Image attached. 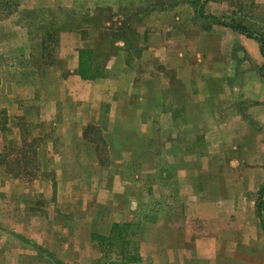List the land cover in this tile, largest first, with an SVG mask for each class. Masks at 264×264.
I'll return each instance as SVG.
<instances>
[{"label":"crops","instance_id":"obj_1","mask_svg":"<svg viewBox=\"0 0 264 264\" xmlns=\"http://www.w3.org/2000/svg\"><path fill=\"white\" fill-rule=\"evenodd\" d=\"M175 18L167 9L138 14L129 25L138 35V54L114 41L109 28L97 37L59 32L51 70L23 77L22 82H5L0 110L7 132L14 130L13 121L19 118L33 129L53 126L52 156L57 165L53 182L61 194L63 188L69 193L80 186L86 187L85 193H123L134 185L143 187L144 179H150L146 192L165 193V227L174 232L176 244L151 236L148 256L154 262L163 251L167 258L178 257L184 243L190 242L193 256L232 257L231 252L262 236L252 196L264 185V82L245 67L239 71L236 51L251 52L258 61L260 56L251 41L228 28L211 25L190 32L191 27L175 23ZM26 33L24 24L6 31L21 40L1 44L0 55L7 49L29 61L32 54L31 68H41L42 42H30ZM239 42L251 50L238 47ZM85 51L96 77L78 75ZM39 130L31 139L39 137ZM91 130L101 141L90 136ZM99 142L107 159L100 157ZM46 145L50 143L42 142L38 151L40 165ZM205 221L215 231L188 228ZM47 222L40 210H33L14 221L17 234L12 235L36 241L33 249L41 255L38 236L46 232ZM77 222L71 219L66 224L77 227ZM117 222L111 219L110 227ZM163 222L160 216L153 222L141 221L137 235L147 229L157 232ZM89 225V241L92 234L106 236L107 231L95 233L93 223L85 228ZM144 246L139 240V250Z\"/></svg>","mask_w":264,"mask_h":264},{"label":"rangeland","instance_id":"obj_2","mask_svg":"<svg viewBox=\"0 0 264 264\" xmlns=\"http://www.w3.org/2000/svg\"><path fill=\"white\" fill-rule=\"evenodd\" d=\"M154 4L153 0H0V45L7 41L19 44L21 40L19 35L12 36L4 33L15 31L21 24L26 25V36L30 42L41 41L48 43L49 46L52 45L48 52L45 51L41 68H31L32 54H29L28 61L27 56L21 53L9 54L7 49H2L0 93L2 89H5V82H22L23 77H39L44 69L51 66L59 32L74 30L84 33L82 36L90 34L91 37H97L101 35L102 30L109 28L114 41L121 37L130 41L128 33L130 23L138 14L148 12ZM201 6H203L202 17L204 18L198 16ZM165 9L172 10L178 17L174 19L175 23L182 22L191 27L190 32L196 27L200 29L211 25L221 27L208 18L214 16L228 24H240L257 37H264V0H209L206 3L203 0H173ZM123 27H126V30ZM142 35L143 33L140 32L139 37ZM238 35L246 38L243 34ZM248 40L254 44L260 61L253 59L251 52L247 55L241 50L236 51L241 65L238 69L241 71L245 67L249 74L260 77L258 69L264 64V59L260 55L259 45L255 41ZM240 47L251 50L250 47L242 44ZM28 65H30V72H28ZM27 123L24 120H14V130H8V132L1 131L0 126V151L2 147L12 144L18 147L24 136L31 140V134L37 133L39 129H33L31 128L33 126ZM49 128L46 126L39 130L38 139L41 143L46 142L50 145H46L42 152L43 160L35 180L30 183L22 179L12 181L2 174L4 169L0 166V264H120L115 255H103L96 243L89 241L88 235L92 225H89L88 229L85 228L86 223H93L95 233L103 234L107 231L108 234L111 219L117 220V223L131 224L135 230L136 236L131 241L138 248L140 256L138 264H264V234L260 224L258 225L262 235L260 240L246 244L245 248L238 246V250L231 252L232 257L222 256L207 260L196 256L197 254L193 256L196 252L192 248L193 243L190 242L189 245L184 243V249L177 253L178 257L168 256L167 258L163 251L158 253V259L154 262L148 256L151 236L156 235L173 246L176 244L171 236L174 232L170 227H165L164 215L165 206H167L165 193L146 192L150 179H144L143 187L134 185L128 192L123 193L108 194L100 190L85 193L86 187L80 186L73 187L74 191L71 192L70 189L69 193L64 192L63 188L61 194L54 187L57 186L56 182H53L57 165L53 160L51 145L54 141V129L53 126ZM90 136L97 138L96 133L92 131ZM97 148L100 157L107 159L105 152L101 151L103 148L100 143ZM74 180L77 183L79 178ZM126 180L133 181L132 178ZM257 193L252 196L256 219ZM33 210H40L41 216L48 221L45 227L46 232L38 236L39 242L42 243L40 247L44 251L41 255L35 254L33 249L32 244L36 245V241L30 242L27 239L21 241L12 235V233L17 234L16 231L14 232L17 229L13 227L14 221L17 223L20 218H26ZM122 215L124 220L121 219ZM113 216L116 217L113 218ZM159 216L160 221L164 222L157 232L147 229L142 236L137 235L139 234L138 224L141 221L153 222ZM262 217L264 221V212ZM71 219L78 221L77 227L66 224ZM50 222H53L54 226L49 225ZM188 228H195L206 234L215 231L214 227L207 226L206 221L201 223L200 227L189 226ZM28 229L30 230V227ZM139 240L145 244L143 251L141 248L139 250ZM164 244L167 245L166 242L161 243L163 247ZM154 245L155 243H151L152 247ZM187 246H189L188 249Z\"/></svg>","mask_w":264,"mask_h":264},{"label":"trees","instance_id":"obj_3","mask_svg":"<svg viewBox=\"0 0 264 264\" xmlns=\"http://www.w3.org/2000/svg\"><path fill=\"white\" fill-rule=\"evenodd\" d=\"M155 4L150 8L152 9H165L167 5L171 4L173 0H153ZM209 0H203L204 3L208 2ZM203 6L200 7L199 17H202ZM209 19L212 20L214 24L222 26L224 28H228L238 34H243L246 38L255 41L259 45V52L261 57L264 59V37H257L253 33L247 30L246 27L241 26L240 24H228L217 17L209 16ZM126 30V27H123ZM129 28V27H128ZM209 27H205L204 30H208ZM128 33L130 34V41L126 40L124 37L120 38L116 41H121L125 43L127 47H133L134 53L138 54L139 49L137 44L138 42V35L129 28ZM84 34V33H83ZM57 38V37H56ZM111 38L113 36L111 35ZM144 40V38H143ZM57 41V39H56ZM55 41V45H56ZM43 51H49V48L52 47L48 45L46 42H42ZM90 53L88 51L81 52L79 58V69L78 75L83 78H90L96 77L97 71L95 70L94 73L90 70V63L89 57ZM259 75L264 82V64H262L259 69ZM92 73V74H91ZM0 126L1 131L7 132L6 128V117L3 110H0ZM22 120V119H18ZM94 132V130H91ZM25 137V136H24ZM22 139L20 145L17 146H4L0 151V166L3 167L4 171L16 179H22L26 183H30L31 181L35 180L40 168L39 156L38 151L41 146V141L36 139L28 140L26 137ZM84 139H86V135H84ZM97 141L101 139L97 136ZM89 142L93 141L94 139L89 138ZM96 141V140H95ZM94 142V141H93ZM100 143V142H99ZM98 145V143H96ZM96 145V148H97ZM98 149V148H97ZM15 154V155H13ZM98 154V152H97ZM13 155V156H12ZM17 156V157H15ZM264 185L259 189L257 193V204H256V217L259 220L260 227L264 234V221H263V212H264ZM136 236L135 230H133L131 224L127 223H114L110 227V231L107 236L93 234L91 235V241L96 243L100 252L103 255L112 254L115 255L118 259L120 264H138L140 262V256L138 253L137 245L131 241Z\"/></svg>","mask_w":264,"mask_h":264}]
</instances>
